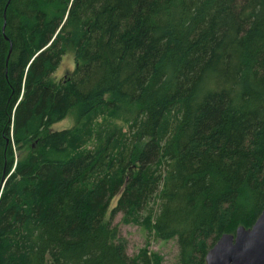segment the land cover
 Returning <instances> with one entry per match:
<instances>
[{
	"label": "trees",
	"instance_id": "1",
	"mask_svg": "<svg viewBox=\"0 0 264 264\" xmlns=\"http://www.w3.org/2000/svg\"><path fill=\"white\" fill-rule=\"evenodd\" d=\"M263 206L264 0H0V264H161L117 213L205 264Z\"/></svg>",
	"mask_w": 264,
	"mask_h": 264
},
{
	"label": "rangeland",
	"instance_id": "2",
	"mask_svg": "<svg viewBox=\"0 0 264 264\" xmlns=\"http://www.w3.org/2000/svg\"><path fill=\"white\" fill-rule=\"evenodd\" d=\"M75 66L74 57L71 53L64 54L58 68L53 74L56 80H60L69 75ZM74 123V114L66 116L63 120L53 125L54 129L68 128ZM18 154V153H17ZM116 199L110 203V210L115 206ZM112 224L118 226L119 237L125 246L128 256L133 257L141 250H146L148 254H157L161 259V264H178V247L175 238L161 240L155 237L153 231L140 224L123 223L122 214L117 213Z\"/></svg>",
	"mask_w": 264,
	"mask_h": 264
},
{
	"label": "water",
	"instance_id": "3",
	"mask_svg": "<svg viewBox=\"0 0 264 264\" xmlns=\"http://www.w3.org/2000/svg\"><path fill=\"white\" fill-rule=\"evenodd\" d=\"M205 264H264V206L251 227L222 234L207 251Z\"/></svg>",
	"mask_w": 264,
	"mask_h": 264
}]
</instances>
